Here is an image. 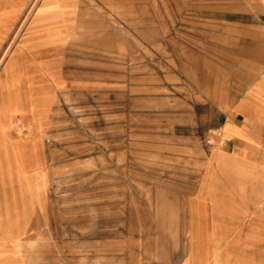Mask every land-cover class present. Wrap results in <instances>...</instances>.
<instances>
[{
	"label": "rangeland",
	"instance_id": "374dc122",
	"mask_svg": "<svg viewBox=\"0 0 264 264\" xmlns=\"http://www.w3.org/2000/svg\"><path fill=\"white\" fill-rule=\"evenodd\" d=\"M62 2L25 0L19 16L0 24V59L7 50L0 83L12 67L22 97L13 128L21 139L35 137V151L24 152L39 198L25 211L15 257L22 264H180L191 249L190 204L204 197L221 114L264 66L256 1L113 7L67 0L76 19L49 25L48 12ZM42 102L49 117L37 115ZM204 201L205 226L229 221L224 208L213 212ZM203 243L243 245L228 237ZM197 259L264 264V249Z\"/></svg>",
	"mask_w": 264,
	"mask_h": 264
},
{
	"label": "crops",
	"instance_id": "0c3cea01",
	"mask_svg": "<svg viewBox=\"0 0 264 264\" xmlns=\"http://www.w3.org/2000/svg\"><path fill=\"white\" fill-rule=\"evenodd\" d=\"M97 1L113 7L129 4V0ZM255 1L253 14L263 29L264 40V0ZM66 3L67 0L60 3L58 12L57 9L48 12L49 25L67 24L76 19V9L65 6ZM198 3H192V11L197 13ZM24 4L25 0H0V24L19 16ZM206 8L211 10V6ZM3 73L0 94L3 90L6 93L0 101V264H22L15 255L18 240H21L25 211L29 215L39 200L33 159L28 156L29 152H24L25 149L35 151V137L28 134L29 138L21 139L18 137L20 130L13 128L15 114L22 102L21 91L14 69L5 66ZM36 108H39L36 110L38 116L49 117L48 104L42 102ZM221 117L220 135L215 142L218 146L210 154L204 197L192 200L190 204L191 249L189 256L180 264H197V256L204 254L254 255L264 249V66L253 83L243 90L236 103L222 112ZM204 200L214 207L213 212L220 213L221 207L226 214L230 213L229 221L215 219L208 223V227L205 226L202 221ZM4 224H13L12 229H5ZM227 237L239 240L243 245L207 247L203 243L206 239ZM225 248L230 250L224 251Z\"/></svg>",
	"mask_w": 264,
	"mask_h": 264
},
{
	"label": "bare ground",
	"instance_id": "6f19581e",
	"mask_svg": "<svg viewBox=\"0 0 264 264\" xmlns=\"http://www.w3.org/2000/svg\"><path fill=\"white\" fill-rule=\"evenodd\" d=\"M33 5H34V4H33ZM6 51H7V50H6ZM6 51L4 52L3 56L1 57L0 62L3 60V58H4L5 54H6Z\"/></svg>",
	"mask_w": 264,
	"mask_h": 264
}]
</instances>
